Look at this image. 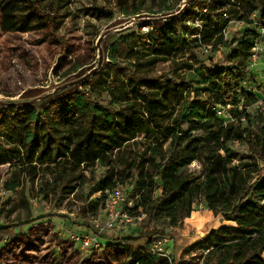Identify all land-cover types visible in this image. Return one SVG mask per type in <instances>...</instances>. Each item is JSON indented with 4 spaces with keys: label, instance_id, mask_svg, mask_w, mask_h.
<instances>
[{
    "label": "trees",
    "instance_id": "obj_1",
    "mask_svg": "<svg viewBox=\"0 0 264 264\" xmlns=\"http://www.w3.org/2000/svg\"><path fill=\"white\" fill-rule=\"evenodd\" d=\"M194 6L202 15L199 28L190 35L200 38H185L190 30L180 26L177 31V20L158 29L157 35L124 36L130 47L125 60L132 67L108 58L105 69L83 84L84 88L99 86L109 97L108 104L77 87L69 96L40 109H0V167H9L10 177L4 182L8 191L16 190L26 180L35 182L49 175L54 182L62 180L64 188L69 189L67 194L72 195L76 186L70 184L82 180L89 167L99 164L109 168L99 184L104 206L105 192L122 185V180L137 169L135 193L153 228L111 239L104 253L93 254L82 264H177L173 259L152 255L150 245L165 235L159 225L162 221L181 229L201 198L206 210L221 213L232 223L212 231L205 241L193 246L206 252L202 264H264V174L256 168L258 176L252 182L241 170L230 167L239 154L229 146L232 142L254 141L264 149L261 118L254 116L252 120L247 113L248 107L258 103L259 93H249L244 87L257 31L249 27L244 32L228 55L227 66L211 69L188 64L195 80L175 85L167 74L151 77L147 72L159 61H174L198 41L212 46L214 52L222 46H232L236 41L229 42L224 31L233 21L251 25L254 14L264 21V0H195ZM58 10H42L36 0H23L20 5L14 1L5 3L0 8V53L9 46L11 51L30 55L34 44L25 37L40 32L46 42L58 45V51L40 54L45 64L57 55L61 57L56 75L69 65L65 78L86 68L95 55L94 46L90 40L61 36ZM108 50L115 53V44ZM35 61L37 66L39 58ZM194 82L202 86L194 88ZM199 92H204L206 98H201ZM216 106L226 110L229 117L223 120L216 116L212 112ZM183 122L188 131L181 128ZM244 122L255 124L263 136L251 138ZM140 136L147 141L143 150L131 157L132 163H120L128 148L139 144ZM167 142L170 153L163 148ZM194 162L202 168L200 176L186 172ZM119 164L124 170L117 171ZM254 196L259 200L254 201ZM18 227H0V240ZM46 236L40 224L30 227L25 235L0 248V262L47 264L46 250L40 251Z\"/></svg>",
    "mask_w": 264,
    "mask_h": 264
},
{
    "label": "rangeland",
    "instance_id": "obj_2",
    "mask_svg": "<svg viewBox=\"0 0 264 264\" xmlns=\"http://www.w3.org/2000/svg\"><path fill=\"white\" fill-rule=\"evenodd\" d=\"M14 1L20 5L23 0H0V8L7 2ZM37 6L42 10L57 9L58 10V32L61 36H73L77 41L80 39L90 40L95 49V55L87 63V67L78 73L91 69L97 62L98 50L96 47L99 36L108 28H113L119 24L125 23L130 19L141 18H157L170 16L181 10L185 4H188L185 12L175 21L177 31L180 26L189 28L190 41L199 36H191L192 30L199 28L201 11L195 6V0H36ZM238 5V4H237ZM193 14L188 15V13ZM240 15L244 14L239 13ZM256 14L255 21H259ZM166 23L144 24L132 27L124 31H115L106 38L104 48L106 52V62L112 57L115 58L123 66L132 67L130 61L125 60L126 55L130 52L124 36L130 33H136L142 36L149 34H159L158 29L164 27ZM117 28V27H115ZM249 29L247 24L242 25L237 21H233L228 30L226 39L236 41L232 46H222L218 51H212V46L201 45L200 41L186 48L183 54L172 60L159 61L155 66L148 69L151 77L167 74L173 79L175 85L181 84V81L195 80L193 71L186 66L193 65V68H220L228 65L227 57L236 47L244 32ZM118 30V28H117ZM25 38L34 44L30 50V55L18 52L9 46H5L0 53V99L36 96L48 90L53 86L62 84L67 79L76 76L78 73L65 78L67 70L70 67H64L56 75L58 64L61 60L59 55L55 56L50 64H45L41 52L49 55L58 51V45H52L45 41L43 33L37 32L27 35ZM2 40V38L0 39ZM44 41L37 45L38 42ZM45 43V44H44ZM111 44H115V53L109 52ZM39 47V48H38ZM86 50V47L84 48ZM85 52V51H84ZM83 52V53H84ZM87 53L83 54V56ZM39 58L37 62L35 58ZM105 69V67H104ZM103 69V70H104ZM102 70V71H103ZM101 71V72H102ZM96 78V75L93 77ZM95 81V80H94ZM194 88H200L202 85L193 83ZM99 86L88 85L84 88L80 87V91H86L96 101L108 104L110 99L107 94L99 90ZM73 90L59 94L58 98L52 97L50 103L55 100L69 96ZM264 96V91L261 90ZM201 98H206L204 92H199ZM188 96V94L186 95ZM262 99L261 95H258ZM193 99L194 93L190 95ZM56 98V99H55ZM259 99V100H260ZM263 105H256L247 108V113L253 120L254 116L261 118V126H264V99ZM42 106H38L40 109ZM228 110V108H227ZM219 111H223L218 106L212 109V112L218 115ZM228 116L220 117L225 120ZM243 127L247 128L251 138L262 137L263 133L259 131L255 124L243 123ZM181 128L188 131V125L181 123ZM195 134V133H194ZM264 138V136H263ZM138 145L133 144L119 159L120 163L126 162V165L132 163L131 157L141 152L143 145L147 144L143 136L138 138ZM234 152L239 154L230 167L238 168L244 173V176L254 182L257 179V168L264 174V149L257 142L244 143L232 142L229 145ZM167 153L171 152L169 142L163 146ZM150 155V152L148 153ZM117 171L124 170L122 164L117 165ZM109 168L102 167L99 164L89 167L84 172V178L79 182H73L70 186H76L74 194L69 195V189L64 188L62 180L54 182L49 175L41 176L35 182L29 180L24 181L16 190L8 191L4 187L5 180L9 179V167H0V227H9L21 225V227L11 230V235L0 240V248L10 245L13 240L20 238L27 233V230L39 225L47 231L44 239V245L40 246V251L46 250L49 256L47 264H71L78 262L82 264L87 261L93 254H102L106 251L108 242L111 239H119L125 236L137 235L145 229H152L148 217L144 213V209L140 207L139 196L135 193L136 183L138 181L137 169L132 170L131 177L123 179V186L128 192V196L132 202L131 216L134 218L132 223H126L125 229H116V233L109 232L95 227V220L99 218L102 212L104 194L99 190V184L107 175ZM186 172L200 176L202 168L198 162H194ZM260 173V172H259ZM159 195V193H157ZM254 201L259 200L253 197ZM193 216L186 220L181 229H173L168 226L167 221H162L159 225L163 229L164 236L170 241L168 247L171 250V257L177 264H202L206 252L200 247H193L195 244L205 241L212 231L218 230L222 226L232 225L227 221L221 213H214L206 210L204 200L199 199L194 205ZM26 223H29L26 225ZM118 230V231H117ZM103 242L99 249L95 247L84 249L82 242L72 239L73 234L87 236L93 234ZM99 241V242H100ZM100 242V243H102ZM192 247V248H191ZM36 253V252H35ZM33 252V254H35ZM0 264H2L0 262ZM38 264V263H33Z\"/></svg>",
    "mask_w": 264,
    "mask_h": 264
},
{
    "label": "built area",
    "instance_id": "obj_3",
    "mask_svg": "<svg viewBox=\"0 0 264 264\" xmlns=\"http://www.w3.org/2000/svg\"><path fill=\"white\" fill-rule=\"evenodd\" d=\"M255 18L256 14L251 17L252 24L249 27L255 29L258 35L250 56L244 87L249 93H259L262 95L261 90L264 91V21L259 20L256 22ZM239 24L245 25L243 22H239ZM228 30L224 31L225 37L227 36ZM263 99L264 96L262 95V99L256 105L262 106ZM218 115L219 117L222 115L224 117L228 116L226 110L219 111ZM131 207L132 202L128 196V192L123 185L118 184L112 190L105 192L103 210L99 214V218L95 220V227L100 228V224H102V229L113 233H116V229H125V224L132 223L134 219L131 216ZM72 239L82 242L84 249L92 247L99 249L103 244L94 233L87 236L73 234ZM169 242L165 236L155 238L150 245L151 254L172 259L171 250L168 247Z\"/></svg>",
    "mask_w": 264,
    "mask_h": 264
},
{
    "label": "water",
    "instance_id": "obj_4",
    "mask_svg": "<svg viewBox=\"0 0 264 264\" xmlns=\"http://www.w3.org/2000/svg\"><path fill=\"white\" fill-rule=\"evenodd\" d=\"M187 7L188 4H185L181 10L170 16L157 17V18L130 19L125 23L119 24L118 26H114L113 28H108L99 36L97 40L96 47L98 50V58H97V62L94 64V66L91 69L86 70L84 73H82V75H76L74 77H71L66 81H64L62 84L53 86L36 96L22 97L19 99H14V98L0 99V109L1 108L20 109L27 107L45 106L50 103V99L52 97H56L59 94H62L66 91L73 90L77 87H81L83 84L90 81L95 75H97L104 69L106 63V52H105L104 44L106 38L109 35L113 34L115 31L121 32L130 29L132 27L141 26L144 24L155 25L159 23H163V24L170 23L172 21L177 20L185 12ZM115 27H117L118 30Z\"/></svg>",
    "mask_w": 264,
    "mask_h": 264
}]
</instances>
